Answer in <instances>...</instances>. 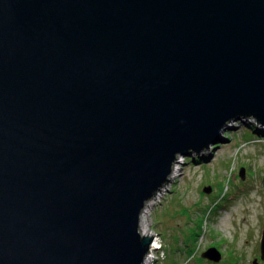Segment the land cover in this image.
I'll use <instances>...</instances> for the list:
<instances>
[{"label":"water","instance_id":"water-1","mask_svg":"<svg viewBox=\"0 0 264 264\" xmlns=\"http://www.w3.org/2000/svg\"><path fill=\"white\" fill-rule=\"evenodd\" d=\"M243 120L264 0H0V264H144L145 205Z\"/></svg>","mask_w":264,"mask_h":264},{"label":"rangeland","instance_id":"rangeland-1","mask_svg":"<svg viewBox=\"0 0 264 264\" xmlns=\"http://www.w3.org/2000/svg\"><path fill=\"white\" fill-rule=\"evenodd\" d=\"M247 123L264 131L252 120L236 121L208 150L193 154L203 159L178 158V172L169 178L155 205L147 203L140 215L139 229L149 230L153 242L157 238L161 246L148 251V264H215L200 260L210 248L222 254L216 264H252L259 259L264 229V136Z\"/></svg>","mask_w":264,"mask_h":264},{"label":"bare ground","instance_id":"bare-ground-1","mask_svg":"<svg viewBox=\"0 0 264 264\" xmlns=\"http://www.w3.org/2000/svg\"><path fill=\"white\" fill-rule=\"evenodd\" d=\"M178 164V162L175 164V166H173V169H172V173H171V177H169V178H173L174 176H175V174H176V172H178V167H176V165ZM153 200V199H152ZM151 200V201H152ZM151 201H149V204L151 203ZM147 206H145V208H146ZM150 207V206H149ZM144 212V211H143ZM146 213V212H145ZM140 233L143 235V236H148V237H150V235L152 234V233H150V231L149 230H141L140 229ZM158 242H156V241H154V243H153V245H152V247H151V249L150 250H153V249H155L156 247H158ZM149 250V251H150ZM151 252H153V251H151ZM149 263V257H148V259H146L145 260V263L144 264H148Z\"/></svg>","mask_w":264,"mask_h":264},{"label":"trees","instance_id":"trees-1","mask_svg":"<svg viewBox=\"0 0 264 264\" xmlns=\"http://www.w3.org/2000/svg\"><path fill=\"white\" fill-rule=\"evenodd\" d=\"M239 124V123H238ZM248 124V123H247ZM248 128H251L252 129V131L253 132H255V133H257L258 135H261V136H264V131H262V130H259V129H257L253 124H248V126H247ZM226 136H228L227 135V133L225 134V138L226 139H228V137H226ZM218 147V145H215L213 148H217ZM204 157H199V159H195V158H193V162H195V161H199V160H201V159H203ZM189 161L187 160V158H185L184 159V163H188ZM192 254V252L190 251V253H189V255H191ZM200 260L202 261V262H205L204 260H202V258L200 257Z\"/></svg>","mask_w":264,"mask_h":264},{"label":"built area","instance_id":"built-area-1","mask_svg":"<svg viewBox=\"0 0 264 264\" xmlns=\"http://www.w3.org/2000/svg\"><path fill=\"white\" fill-rule=\"evenodd\" d=\"M160 193H161V192H160ZM160 193H158V194L153 198V200L151 201V205H155L156 200L158 199V197H160ZM148 203H149V202H148ZM148 206H150V204H149ZM154 236H156V235H154ZM154 241L158 242L159 245H158V247H156V248L153 249V250L161 249L160 243H159V241H157V238H155ZM153 243H154V242H153ZM153 243H152V245H153ZM152 245H151V247H152Z\"/></svg>","mask_w":264,"mask_h":264}]
</instances>
